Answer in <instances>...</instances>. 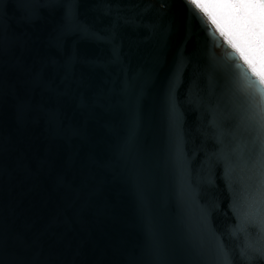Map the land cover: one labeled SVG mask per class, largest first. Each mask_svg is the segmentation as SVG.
<instances>
[{"label":"water","instance_id":"95a60500","mask_svg":"<svg viewBox=\"0 0 264 264\" xmlns=\"http://www.w3.org/2000/svg\"><path fill=\"white\" fill-rule=\"evenodd\" d=\"M63 7L0 0L4 264H233V257L264 264L248 258L264 248V142L244 119L251 98L231 49L185 0L67 5L97 31L115 33L126 73L77 64L92 85L86 96L105 88L115 95L91 118L77 99L65 100L66 127L86 122L85 136L54 138L44 113L27 111L42 98L25 94L11 70L17 58L63 63L73 50L85 60L110 54L108 45L69 34ZM213 112L229 117L228 150L244 149L230 182L212 156ZM44 159L47 170L39 168ZM89 160L92 183L81 186ZM57 173L75 185L76 197L56 188ZM236 208L254 227L238 228ZM19 235L36 243L23 246Z\"/></svg>","mask_w":264,"mask_h":264},{"label":"snow or ice","instance_id":"6c2138e0","mask_svg":"<svg viewBox=\"0 0 264 264\" xmlns=\"http://www.w3.org/2000/svg\"><path fill=\"white\" fill-rule=\"evenodd\" d=\"M38 2L42 3L43 0H38ZM49 2L64 6L62 20L69 34L77 35L82 40L108 45L109 57L85 60L73 50L63 63L39 56L33 57L31 62L17 58L11 70L20 78L27 96H31L34 92L40 93L42 103L39 105L29 103L27 111L29 114L35 113L37 116L42 111L54 138L65 136L69 132L83 137L86 132V122L67 128L64 123L63 102L67 99H77L88 118H91L97 108L108 106L115 93H110V90L105 88L94 92L91 97L86 96L84 90L90 89L92 85L82 75L77 74L76 65L87 63L93 71L99 69L111 73L115 70L124 75L126 69L123 65V54L116 46L114 32L97 31L87 21L80 18L77 9L67 7L71 4L78 5L79 0H49ZM185 3L200 14L203 20L210 25L211 30L231 49L230 55L241 62L236 67L241 70L246 91L251 98V104L244 119L249 122L253 131L264 142V0H185ZM60 47L62 49V44ZM2 57L3 45L0 41V82H2L4 71ZM122 91H126V89ZM24 111V107H21V117H23ZM210 115L212 119L209 121V128L215 140L213 145L215 151L212 154L215 158L214 163L216 166H224L225 181L230 182L233 163L243 160L244 149L237 144L236 147L228 150L225 143L227 138L225 124L229 117L222 116L218 119L214 112ZM94 166L95 161L89 160L79 173L81 186L92 183L89 168ZM49 167L48 160L39 161L41 170H47ZM25 170L31 171L30 169ZM55 185L58 190L72 193L76 197L75 185L69 183L66 174L57 173ZM233 215L237 218L238 228L243 229L245 225L254 227L250 220L242 217L239 208L234 209ZM0 235H2V229H0ZM17 239L23 246H31L36 243V241H28L23 235H19ZM248 258L264 261V248L254 249ZM0 264H4L2 239H0ZM233 264H236L235 257H233Z\"/></svg>","mask_w":264,"mask_h":264}]
</instances>
